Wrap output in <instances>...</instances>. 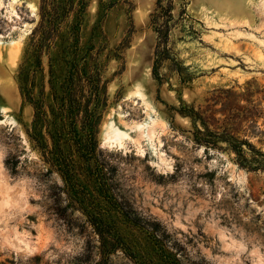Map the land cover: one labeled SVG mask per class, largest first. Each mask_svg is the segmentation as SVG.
Returning a JSON list of instances; mask_svg holds the SVG:
<instances>
[{
    "label": "rangeland",
    "instance_id": "obj_1",
    "mask_svg": "<svg viewBox=\"0 0 264 264\" xmlns=\"http://www.w3.org/2000/svg\"><path fill=\"white\" fill-rule=\"evenodd\" d=\"M170 1L160 85L157 0H85L82 12L74 0L40 57L31 36L40 0H20L18 17L12 0H0V199L5 186L20 197L0 214V264H264V171L240 166L226 143L197 144L191 116L218 88L242 91L253 80L264 88V0H240V9L227 0L163 5ZM79 22L78 59L87 53L100 73L104 102L96 157L70 153L62 140L66 171L51 163L49 130ZM34 100L45 101L47 123L36 125ZM150 116L152 140L134 127L150 126ZM109 120L129 132L126 148L104 144ZM250 138L264 151V135Z\"/></svg>",
    "mask_w": 264,
    "mask_h": 264
},
{
    "label": "trees",
    "instance_id": "obj_2",
    "mask_svg": "<svg viewBox=\"0 0 264 264\" xmlns=\"http://www.w3.org/2000/svg\"><path fill=\"white\" fill-rule=\"evenodd\" d=\"M79 3V10L82 12L85 0H79ZM73 9L74 0H40V20L31 34L33 40L35 38L32 45L38 53L37 57L42 55L45 48L52 47L64 20ZM151 18L152 23L157 24L158 33L152 73L162 85L163 78L159 68L167 54L169 24L173 19L172 2L164 6L163 0H157ZM79 26L80 22L72 25L71 41L66 47L68 53H64L66 56L71 54L72 57L66 60L67 73L60 84L61 94L57 95L54 90L56 126L49 130V135L54 140V146L49 150L53 154L51 163L66 171L70 170L72 165L62 147V140L68 144L70 153L78 152L88 159L96 157L98 108L104 102L100 73L89 61L87 53L78 59L81 49ZM263 99L264 88L255 80L248 81L242 91H236L234 88L216 89L204 108L191 110L195 125V142L220 148L221 143H226L228 149L236 153V161L240 166L250 171H264V151L251 142L250 138L254 132L264 135V129L259 125V121L264 119ZM33 103L36 109V125L47 123L48 115L43 107L45 101L34 100ZM219 104L221 107L216 108ZM217 114L223 117H217ZM39 130L40 128L38 132ZM37 136L40 137L39 133Z\"/></svg>",
    "mask_w": 264,
    "mask_h": 264
},
{
    "label": "bare ground",
    "instance_id": "obj_3",
    "mask_svg": "<svg viewBox=\"0 0 264 264\" xmlns=\"http://www.w3.org/2000/svg\"><path fill=\"white\" fill-rule=\"evenodd\" d=\"M19 1L20 0H12L11 4L9 5L10 8H11L10 11H11V13L14 14V17H18L19 16L18 15V11L16 9V4ZM227 1L228 2H231V3H234L236 9H240V7H239L240 0H227ZM0 7H2L1 4H0ZM29 7H30V9L32 10L33 13L37 9L36 5H34L33 3H30L29 4ZM7 10H9V9H7ZM9 16H10V14H9ZM19 40L20 39H12L10 41V43L11 44H15ZM1 43L2 42L0 41V44ZM135 94H137L143 100V102L146 104V106L149 108L150 104L146 100V98H145L146 96L144 95V93L140 89H138L135 92ZM2 109L5 110L6 108L2 107ZM5 116H6V113H5ZM150 120H151V123H152V124H150V126H149V123L148 122H143V123H136L134 127L141 132V134H140L141 137H145V138H147L149 140H152L154 138L155 134H156V128H155L156 126L155 125H156V122L158 121V119L152 118L150 116ZM129 138H131L129 132H127V131L121 129L120 127H118L113 120H109V121H107L105 123V130L103 131V142H104V144H106L108 146H111V147L119 148V149L120 148H126L125 147V140L126 139H129ZM137 142H139V140ZM137 144H138V146L140 145L139 146V151L141 153H144V147L142 146L143 147V149H142L141 144L140 143H137ZM162 163H164V162H161V164ZM164 164H166V163H164ZM163 167L165 168V166H163ZM165 169H167V168H165ZM2 188H3L4 195L0 199V214L3 213V211L7 207L9 208L10 205L12 204V202L15 203V202H17V201L20 200V197L19 196L16 197L15 195H13L12 190H10V188L8 189L6 186L5 187H2Z\"/></svg>",
    "mask_w": 264,
    "mask_h": 264
}]
</instances>
